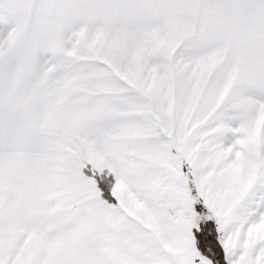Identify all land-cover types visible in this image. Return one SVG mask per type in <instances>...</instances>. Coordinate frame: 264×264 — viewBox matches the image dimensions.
I'll return each instance as SVG.
<instances>
[{"label": "snow or ice", "instance_id": "obj_1", "mask_svg": "<svg viewBox=\"0 0 264 264\" xmlns=\"http://www.w3.org/2000/svg\"><path fill=\"white\" fill-rule=\"evenodd\" d=\"M0 264H264V0H0Z\"/></svg>", "mask_w": 264, "mask_h": 264}]
</instances>
